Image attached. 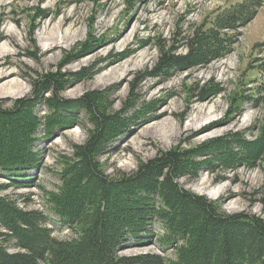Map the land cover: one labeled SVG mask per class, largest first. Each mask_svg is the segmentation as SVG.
Wrapping results in <instances>:
<instances>
[{
	"label": "rangeland",
	"instance_id": "obj_1",
	"mask_svg": "<svg viewBox=\"0 0 264 264\" xmlns=\"http://www.w3.org/2000/svg\"><path fill=\"white\" fill-rule=\"evenodd\" d=\"M244 1L0 0V32L3 34L0 45L4 51L0 56V70L8 74L0 82V107L12 108L17 99L32 96V79L59 71L67 80L69 77H82L58 90L57 96L66 101L99 92L104 93L102 103L108 114L122 111L126 115L138 109L137 115H148L169 107L173 113L162 116L160 120H166L169 126L167 133L158 132L149 136L137 134L152 121L151 116H143V119H135L127 131L108 144L98 160L110 178L134 174L140 165L154 160L163 151L177 146L195 149L214 137H231L232 133H237L234 138L239 137L241 144L247 147L249 143L259 140L258 135L264 139V134H261L264 129V6L261 5L255 15L238 25L230 26L224 20L229 12L240 13L241 10H236L234 6ZM38 8L42 9L40 16L43 12H47L46 15L37 16ZM39 18L42 20L36 27L35 21ZM90 25H93L92 34L103 38V41L94 50L73 57L71 53L81 51L89 36ZM202 27L221 35L223 41H231L229 52L203 65L154 72L164 54L167 53L169 57L187 55L192 39ZM54 30L58 31L60 45L58 49L45 51L48 43L45 37ZM216 44L220 45V42ZM122 51L127 54L125 59L105 66L108 58ZM91 69V76L80 74ZM114 72L121 78L110 77ZM205 85L212 90L206 98L200 95L204 93L202 88ZM217 85L220 91H216ZM51 94L52 91L44 93L46 96ZM127 104H134V107L126 108ZM199 106L204 108L197 114L194 109ZM210 109L213 112L210 113ZM34 111L40 115L42 123L38 136L43 137L45 116L49 110L44 103H40ZM251 113L254 116L249 119ZM73 114L77 117L76 123L57 127L54 135L34 143L37 151H40V163L34 169L27 170L25 174L32 178L24 186L10 182L6 172L0 170V198L4 202L12 204L18 211L55 217L48 199L51 193H58L63 185L59 175L64 167V157H72L75 147L85 144L95 128L86 113ZM197 115L205 119H200L192 131L209 121L213 125L198 129L200 131L195 132L196 136L188 137L191 130L185 131V125ZM246 118L248 120L243 123ZM238 133L246 138L242 139ZM231 147L233 150L243 149L233 142L221 151L227 152L226 149ZM199 154L196 152L193 159L210 156L214 159L213 165H203L194 176H179L175 179L177 183H182L186 190L204 196L225 215L244 213L264 218L263 152L260 156L255 154L259 158L254 160V165L245 163L244 166L240 164L227 168L219 166L222 162L220 152L213 150ZM153 198L159 201L158 195H153ZM54 222L48 218L44 224L53 238L67 239L80 232L79 226H68L58 219ZM152 225L154 234L149 243L127 242L118 250V255L158 254L165 264L176 261L177 246L182 242H168L170 244L164 246L154 236L156 232L163 233L164 223L154 217ZM228 231L231 233L234 229L229 226ZM1 232L11 233L0 218ZM237 237L251 242L244 233ZM0 241L11 253L23 251L11 237L2 235Z\"/></svg>",
	"mask_w": 264,
	"mask_h": 264
},
{
	"label": "trees",
	"instance_id": "obj_2",
	"mask_svg": "<svg viewBox=\"0 0 264 264\" xmlns=\"http://www.w3.org/2000/svg\"><path fill=\"white\" fill-rule=\"evenodd\" d=\"M262 4L263 0H246L234 6L241 10L240 13L229 12L224 20L230 26L238 25L255 15ZM41 10L37 9V16ZM92 26L81 51L71 53L73 57L94 50L103 41V38L92 34ZM230 42L202 27L192 39L187 55L169 57L166 53L153 70L157 73L159 70L173 71L174 67L184 69L206 64L228 53ZM92 69L80 74L91 76L89 74L95 68ZM81 78L69 77L67 80L61 71L50 72L42 78L32 79V96L17 99L12 108L0 107V170L18 186H24L31 180L32 177L25 173L40 163V151L34 143L54 135L57 127L76 123L74 112L86 113L95 125L85 144L75 147L74 157H64V167L59 175L63 185L48 199L55 217L18 211L0 198L1 222L11 231L10 235L1 232L0 236L15 239L16 246L23 249L11 253L0 241V264H165L158 254L118 255V250L127 242L149 243L154 234V217L164 223L163 233L154 235L157 241L164 246L170 244L168 242L183 243L177 246V260L166 261L167 264H264V218L244 213L225 215L213 202L184 189L175 181L179 176H194L203 165L214 163L210 156L194 160L196 152H200L199 155L203 151L220 152L222 162L218 163L225 168L244 166L245 163L254 165V160L262 152L264 154V139L258 135L259 140L246 147L239 137L234 138L237 133L231 132V137H214V140L210 139L195 149L177 146L163 151L154 160L140 165L134 174L110 178L101 168L99 155L110 142L127 131L135 119L148 118L151 114L137 115L138 109L126 115L122 111L108 114L102 103L104 93L99 92L67 101L57 96L59 89ZM219 87L216 86V91L221 90ZM202 90L204 93L200 95L205 98L212 92L207 85ZM47 91H52V94L44 95ZM40 103L49 110L45 116L43 137L38 136L42 123L40 115L34 111ZM128 106L134 107V104H127L126 108ZM238 134L242 139L246 138L242 133ZM261 134H264V129ZM233 142L247 152L240 148L233 150L232 147L226 149L227 152L221 151ZM153 195H158L159 201ZM193 211L198 213L191 214ZM48 218L52 222L58 219L68 226H79L80 232L67 239L53 238L49 235L50 229L44 225ZM229 226L234 229L231 233ZM242 233L251 242L236 238Z\"/></svg>",
	"mask_w": 264,
	"mask_h": 264
},
{
	"label": "bare ground",
	"instance_id": "obj_3",
	"mask_svg": "<svg viewBox=\"0 0 264 264\" xmlns=\"http://www.w3.org/2000/svg\"><path fill=\"white\" fill-rule=\"evenodd\" d=\"M45 13H47V12L41 13V16L40 17L46 15ZM41 20H42V18H39L38 20L35 21L36 27L39 25V22ZM58 36H59L58 35V31H55L54 30L53 32L51 31L47 35V37H45V39L48 40V43H46V46H45V49H44L45 51H52V50H54V48L58 49V47H59L58 44L60 43L59 42V39H57ZM67 36H68V33H67ZM1 39H3V34L0 32V41H1ZM3 52L4 51L2 49V46L0 45V56H1V54H3ZM126 56H127V54H126L125 51H122L120 53H115L110 58H108L107 61H106V63H104V64H105V66H107V65L112 66V64H114L115 62H119L120 60L125 59ZM7 75L8 74L5 72V70H0V82H3L4 81L3 79ZM110 77L115 78V79L121 78V76H119L117 72L112 73L110 75ZM3 86H5V84ZM203 108H204V106L196 107L194 109V112H197V114H199L201 111H203ZM209 112L211 113V112H213V110L210 109ZM169 113L170 114L173 113V111H170V108L169 107H166V108H164V109H162L161 111H158V112L155 111L154 113H152L150 115L152 117V119H151L152 121H150L151 123H149V126H146L142 130H139L137 134L140 133L141 136L142 135H146V136L148 135L149 136V135L157 134L158 132H160V133L161 132L162 133L163 132L167 133L168 132L167 131V128L169 126H167L168 124L165 122L166 120L165 121H160V120H162V118H161L162 116H164L166 114H169ZM253 116H254V114L251 113V114H249L248 118L250 119ZM207 118H209V117H207ZM248 118L244 119L243 123L246 122L248 120ZM180 119L182 120V117H180ZM200 119H205V118L203 116L200 117V116L197 115L194 119L191 120L192 121L191 123H188V124L185 125V131L186 130H191V134L188 137L196 136L197 134H195V132H199L200 131L198 129H204V128L208 127V126H212L213 125V123L211 121H209L210 123L207 122V123L201 124V126L197 127L195 130L192 131V129L194 128L193 126H195V124H197L200 121ZM171 128L173 129V126ZM153 131H156V132L154 133ZM208 140H210V139H208ZM231 195H233V193Z\"/></svg>",
	"mask_w": 264,
	"mask_h": 264
}]
</instances>
